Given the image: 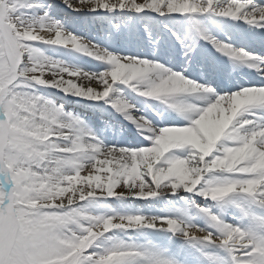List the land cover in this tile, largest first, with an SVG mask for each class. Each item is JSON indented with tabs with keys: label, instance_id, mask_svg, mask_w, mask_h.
Instances as JSON below:
<instances>
[{
	"label": "snow or ice",
	"instance_id": "6c2138e0",
	"mask_svg": "<svg viewBox=\"0 0 264 264\" xmlns=\"http://www.w3.org/2000/svg\"><path fill=\"white\" fill-rule=\"evenodd\" d=\"M0 264H264V0H0Z\"/></svg>",
	"mask_w": 264,
	"mask_h": 264
}]
</instances>
